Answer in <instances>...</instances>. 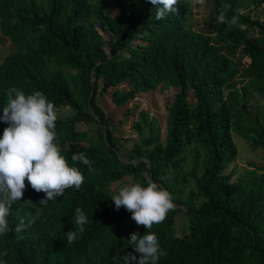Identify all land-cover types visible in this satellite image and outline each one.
<instances>
[{
	"label": "trees",
	"instance_id": "16d2710c",
	"mask_svg": "<svg viewBox=\"0 0 264 264\" xmlns=\"http://www.w3.org/2000/svg\"><path fill=\"white\" fill-rule=\"evenodd\" d=\"M113 2L0 0V43L4 36L14 47L0 61V115L11 87L26 95L41 91L55 108L67 106L72 116L56 121L58 144L85 177L80 190L69 188L44 205L45 194L25 180L10 227L21 217L34 222L0 236V264H117L133 251L129 234L146 232L110 198L111 184L124 176L145 186L157 182L175 198V210L150 230L166 252L158 264H264V164L234 179L232 170L225 172L237 152L233 132L264 157V120L246 106L250 93L264 94V22L249 12L263 5L264 13V0H209L201 32L192 29L198 22L185 1L159 21L139 0ZM225 4L228 18L238 16L246 30L214 23ZM240 69L250 79L235 86ZM158 86L176 89L163 140L155 119L140 110L132 122L138 141L123 150L96 94L110 89L113 105L124 107ZM80 121L93 134L79 130ZM5 127L0 122V135ZM79 152L93 161L91 172L72 162ZM77 207L89 223L69 245L64 234L76 230Z\"/></svg>",
	"mask_w": 264,
	"mask_h": 264
},
{
	"label": "clouds",
	"instance_id": "9594fccd",
	"mask_svg": "<svg viewBox=\"0 0 264 264\" xmlns=\"http://www.w3.org/2000/svg\"><path fill=\"white\" fill-rule=\"evenodd\" d=\"M139 1L145 9L156 11L155 19L158 21L165 19L169 13L177 14L183 1L191 7V17L193 6L197 2L204 4V0ZM230 7L223 5L214 17V23L238 25L240 30H246L247 25L239 24L238 16L228 18ZM194 25L192 29L201 32ZM6 95L8 103L0 115V122L7 125L0 135V236L9 232L20 234L34 222L33 218L25 222L26 218L21 217L14 228L10 227L9 217L12 216L13 206L20 203L23 197L25 180L34 191L45 194L39 201L40 205L56 200L69 188L80 190L85 182L79 168L70 166L61 154L55 132L58 117L54 103L38 90L26 95L23 90L11 87ZM71 160L87 166L90 172L93 170V161L84 152L74 153ZM110 198L115 210L123 207L131 213V219L138 226L142 225L146 229L143 235L138 232L129 234L127 242L133 251L119 257L117 264H158L166 252L161 249L156 233L150 230L154 224L164 222L168 213L175 210L173 194L154 181L148 182L146 186L134 182L120 187ZM27 202L33 204L30 200ZM74 215L76 230L64 234L69 245L79 239L85 231V225L89 223L82 208L77 207ZM4 254H7L6 251Z\"/></svg>",
	"mask_w": 264,
	"mask_h": 264
},
{
	"label": "rangeland",
	"instance_id": "374dc122",
	"mask_svg": "<svg viewBox=\"0 0 264 264\" xmlns=\"http://www.w3.org/2000/svg\"><path fill=\"white\" fill-rule=\"evenodd\" d=\"M109 6L114 4L113 0H106ZM210 3L209 0H204V4L201 5L198 2L193 6L192 18L196 21L203 20L207 15ZM115 7V6H114ZM262 6L256 9L252 6L249 7L250 15L253 18L264 22V13L262 11ZM97 28L98 32L102 35L104 39H110L109 33L101 30L97 23H93ZM203 24L197 23L194 25L195 29H201ZM0 43V61L8 52L14 49L13 44L7 37L1 38ZM103 48L108 52L107 45ZM235 54H238L235 52ZM241 61L246 63L248 58L243 55ZM244 72L240 69L239 75L235 77V86L241 83L245 84L250 79ZM124 83L119 84L117 87L123 86ZM176 89L172 86H158L156 89L147 92H138L135 95L134 100L129 101L124 107H116L110 99V89L107 91H102L96 94V102L100 107L112 116L111 127L114 136L119 137V143L122 149H127L133 143L138 141V135L132 128V122L138 121L140 119L139 111H145L148 116L153 117L156 121L158 127L159 139L162 141L164 138V117L166 114V107L170 104L173 94ZM246 106L251 113L259 116V119L264 120V94L259 95L256 93H250L247 97ZM126 109H130L127 110ZM57 112V117L61 119H68L72 116V110L67 106H60L55 108ZM77 127L79 130L87 131L89 135L93 134V128L88 124L83 122H77ZM232 140L236 146L237 152L234 160L226 167L225 172L232 170L231 179H234L235 175L241 174L244 170L250 168L251 166H259L264 164L263 151L259 148L253 149L248 144L247 140L236 132L232 133ZM135 181L130 176H124L111 184L110 188L114 189V193L118 192L119 188L128 183H134Z\"/></svg>",
	"mask_w": 264,
	"mask_h": 264
}]
</instances>
